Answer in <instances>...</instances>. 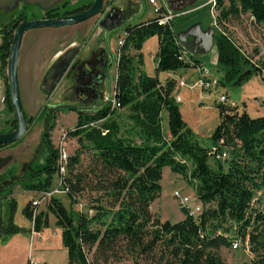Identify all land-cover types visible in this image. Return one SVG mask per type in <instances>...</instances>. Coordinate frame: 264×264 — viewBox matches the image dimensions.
<instances>
[{
  "label": "trees",
  "instance_id": "16d2710c",
  "mask_svg": "<svg viewBox=\"0 0 264 264\" xmlns=\"http://www.w3.org/2000/svg\"><path fill=\"white\" fill-rule=\"evenodd\" d=\"M67 3L49 9L48 18L87 9L65 11ZM215 9L219 12L216 25L220 30L216 35L217 68L224 74L220 82L223 87L227 83L239 87L252 75H263V71L251 64L220 27L246 15L255 25L264 27V0H217ZM186 21L175 19L163 25L156 16L136 25L128 23L118 52L112 98L105 101L103 97L76 107L44 108L49 118L43 139L46 161L31 167L26 176L10 186L18 183L26 191L51 192L58 173L59 151L54 149L49 134L58 112H75L77 124L67 136L77 140L79 149L68 158L63 186L69 190L72 204L86 191L95 194L89 210L75 214L54 196L48 201L46 212L38 213L37 207L29 204L24 210L36 233L49 226L50 215L55 217L68 252V264H90L87 253L93 251L106 261L128 257L138 264H225L219 251L231 249L235 243L248 245L253 257L250 264H264V208L256 207L260 202L258 194L264 193V116L252 118L238 107L219 104L220 121L211 134L212 147L206 149L199 144L173 97L176 80L163 84L158 77L201 65L176 37L177 32L191 25ZM8 27L0 30L4 35L0 48L4 67L12 41ZM153 37L158 39L154 78L142 70L140 55L143 44ZM184 52L190 55V62L183 59ZM44 88L48 93L54 90ZM6 91L7 108L14 112L9 87ZM165 113L167 132L163 126ZM15 128L14 119L11 131ZM211 149L217 152L212 154ZM223 152L228 158L216 160ZM85 155L89 165L80 171ZM165 168L193 186L202 206L198 217L182 208L185 219L171 223L152 212V204L161 196ZM4 189L3 193L7 190ZM10 201L11 217L2 234L22 231L13 224L17 204Z\"/></svg>",
  "mask_w": 264,
  "mask_h": 264
},
{
  "label": "rangeland",
  "instance_id": "374dc122",
  "mask_svg": "<svg viewBox=\"0 0 264 264\" xmlns=\"http://www.w3.org/2000/svg\"><path fill=\"white\" fill-rule=\"evenodd\" d=\"M37 1V0H35ZM56 0H41L39 4H30L29 9L24 12L26 18L30 20L32 16L40 18L42 16V8L55 2ZM65 0H60V4ZM70 4L66 7L65 11H75L81 9L93 0H66ZM167 0H158L159 6H167L164 4ZM145 2V3H144ZM105 0L103 10L109 11L111 8H118L126 10L130 7L136 6L134 16L129 22L131 25H136L141 22L148 21L156 17L154 8L149 5L146 0ZM202 4H198L192 9L188 10L182 17L177 18L181 22L187 20L188 24L197 22L202 23L204 29L210 26L214 27L217 31L219 28L216 25V18L219 12L214 8L199 9ZM36 6V7H34ZM23 4L18 5L16 8H2L0 9V23H6L13 15L18 16L22 13ZM100 22L101 15L89 20L88 22ZM228 35L232 37L236 45L241 49L242 53L248 58L252 65L257 66L263 75H252L245 83L239 87H235L232 83H227L225 87H220L217 91L212 93H200L197 89H191L194 86L198 77V69L203 68L202 64L196 70H181L176 73L179 77L182 75L186 79L187 86L179 88L178 92L181 96L182 102L178 103L181 113L188 127L192 130L196 140L199 144L210 149L212 147L211 134L219 125V111L217 109L218 99L222 93L228 94V105L238 107L240 111H244L247 104L250 116L252 118L263 117V112L258 113L256 109V98L261 99L264 97V27L257 26L251 22L248 15L244 16L241 20H233L228 24L220 27ZM32 32V31H31ZM111 42L115 51L120 48L119 42L125 39V29L116 30L111 34ZM89 42H86L82 55L89 51ZM217 49V48H216ZM158 53V39L156 37L149 38L142 47L140 52L142 70L148 77H156V55ZM133 56L137 52L131 51ZM192 56V55H191ZM195 59L207 65L212 78L223 80L224 74L220 72L217 66L213 63L215 59V51L211 54L202 56H193ZM218 60V59H217ZM116 70L112 71V85L109 88L110 93L115 91L116 83ZM169 73L159 74V80L165 82ZM4 76H7V69L0 74L3 81ZM0 80V81H1ZM8 87V85H7ZM7 87H4L0 82V133H8L13 127L15 119L14 112L7 108L5 102L7 95ZM201 94L203 98L201 99ZM60 90L56 95L50 99L45 100L39 114L33 117V122H29V128L26 135L16 144L7 146L0 149V189L6 188L0 199V222L2 227H6L10 220V200L15 201L17 206L13 215V224L20 228L22 231L18 234H2L0 236V264H35L38 259L43 261L42 264H49V260L54 258L55 264H68L67 249L64 247L61 238H55L53 233H60V229L55 227L54 219L51 217V223L42 231V236L31 234V223L24 215L25 207L32 202H39L42 198L40 205L37 207L38 213L47 211V203L52 196L61 200L64 206L72 210L75 214L80 212H87L91 205V198L95 194L86 191L76 197V204L72 201L67 193L58 192L60 184V175L54 176L53 186L51 188L50 196L42 193L32 194L26 191L21 184L10 186L17 178L26 176L29 169L34 166H41L45 163L47 158V150L43 143L44 136L48 127V111L44 108H58L59 106H76L72 104L71 99L66 100L60 97ZM11 99V98H10ZM264 109V105L260 106ZM25 109V108H24ZM26 116L29 118V111L24 110ZM121 114L126 111H121ZM77 124V116L74 112L62 110L56 115L54 122V129L50 132L52 145L54 149H64L69 157L73 156L79 149L76 139L67 136L70 131H73ZM163 126L167 131V115L164 114ZM13 131V130H12ZM64 135L66 137L64 138ZM89 165V158L87 155L82 157V167L78 170H84ZM58 166V161H57ZM79 172V171H78ZM9 186L11 187L9 190ZM162 192L160 198L155 201L152 206V212L157 215L162 221L171 223H178L183 220L182 205L180 200L174 197L176 191L180 192L183 196L191 199L192 206H199L196 199L195 190L186 180L181 176L171 172L169 168L164 171L163 179L161 181ZM10 194H8L9 191ZM30 193V194H29ZM6 197V198H5ZM260 202L256 207L264 208V193L258 194ZM201 213V212H200ZM199 213V214H200ZM33 224V223H32ZM219 254L225 264H250L252 255L249 252L248 245L238 243V248L226 249L222 248ZM90 264H138L133 259L122 257L116 260L106 261L94 255V251L87 253ZM143 264V263H139Z\"/></svg>",
  "mask_w": 264,
  "mask_h": 264
},
{
  "label": "crops",
  "instance_id": "0c3cea01",
  "mask_svg": "<svg viewBox=\"0 0 264 264\" xmlns=\"http://www.w3.org/2000/svg\"><path fill=\"white\" fill-rule=\"evenodd\" d=\"M30 2L32 4H35V0H31ZM50 5L51 6L60 5V0H56ZM111 38H112L111 34L101 29L99 27V22H96V20L95 22L86 21L84 23L62 29H40V30H33L32 32L31 31L28 32L23 39V45L19 60L18 78H19V89H20L22 105L23 108H25L24 110L29 111V115H30L29 119H33V117L36 114H39L45 100L54 97L56 95V92L60 90V88H57L56 90H53L51 93H48L44 88L43 82L54 66H56L63 59L70 58L78 54H82L86 42H89V48H88L89 51L86 54H88L90 50L94 47L100 50L105 49L106 50L105 53H108L107 51L109 49L111 52H117L113 48ZM212 51L213 52L215 51V59L213 63L217 66L218 54H217L216 46ZM201 64L203 67L209 70L206 64L202 62ZM178 72L169 73L167 76L168 78L166 79V81L173 79L176 80L177 82L176 89L173 93V97L177 104L182 102L178 89L187 86L185 77H183L182 75H180L179 77L176 76V73ZM183 81H184V85L181 84ZM190 87L191 89H193V85ZM178 98L180 99L179 102L177 101ZM202 98L203 95L201 94V99ZM255 102H256L255 105L258 108L256 109L257 112L258 113L263 112L262 110L264 109L260 108V106L264 105V97L261 99L256 98ZM244 110L250 115L247 104L245 105ZM163 122H164V114H163ZM167 124H168V120H167ZM166 169L167 168H165L164 171ZM32 194H35V192H32ZM51 217L52 215L49 216V224L51 223ZM184 219L185 216L183 217V220ZM54 224L56 225V219H54ZM30 230H31V234L35 233V235L42 236L41 234L43 231L40 233H36L34 231V226L32 223ZM53 236L55 238L62 239L61 234L59 233L54 232ZM42 263L43 261L38 259L35 264H42ZM55 263L56 261L54 260V258H51L49 260V264H55Z\"/></svg>",
  "mask_w": 264,
  "mask_h": 264
},
{
  "label": "flooded vegetation",
  "instance_id": "af4514ba",
  "mask_svg": "<svg viewBox=\"0 0 264 264\" xmlns=\"http://www.w3.org/2000/svg\"><path fill=\"white\" fill-rule=\"evenodd\" d=\"M31 0H0V9L2 8H16L18 5L23 4L22 7V13L18 16H11L9 20L6 23H0V30H2L4 27H8V32L12 31V41L13 36L16 28L20 23L23 21H30L38 19L34 16L30 20L26 18V15L24 12H26L27 9L30 8ZM41 0L35 1V4H39ZM77 1V0H75ZM144 2V0H142ZM68 1H64L60 5L57 6H44L42 8V16L39 19H52L48 18V10L53 7H61L64 4H66ZM95 0L88 3L84 7L89 9L93 4ZM207 0H204L198 4H206ZM145 3V2H144ZM172 4L173 7V0H167L164 4ZM67 4H70L69 2ZM176 6V5H175ZM36 7V6H34ZM89 7V8H88ZM85 9V10H87ZM113 8H111L109 11L103 10L101 14V20L99 23L103 22L105 18L109 15ZM84 10V11H85ZM136 11L135 7H130L126 10H121V12L117 15L116 18H118L115 23L107 25L109 28L118 27L121 25V27L118 30L125 29V26L128 24V21L133 18L135 15L134 12ZM53 18H59V17H53ZM123 25V26H122ZM192 25V24H191ZM190 25V26H191ZM4 35L0 34V48L2 47L4 43ZM11 41V45H12ZM11 49V46H10ZM105 49H97L92 48L90 52L86 55L78 54L75 56L74 59L68 60V61H62L58 63L56 66L52 68V70L49 72V74L46 76L44 80V86L47 89L56 90L57 88H60L61 97L62 99L66 100L68 98L71 99L72 104L76 106H82L84 104H87L89 102H94L96 99L99 98H106L110 97L109 88L111 87L112 83V71L118 69V52H111L110 49L107 51L108 53H105ZM10 52V50H9ZM9 58V54H8ZM8 67V59H7V65L4 67L1 60H0V74L7 69ZM65 70H67L64 78L60 81L58 85V81L61 78V75L64 74ZM1 80V77H0ZM0 82L3 83L4 87H9V79H8V72L7 76H4L3 81ZM58 85V86H57ZM96 86V89H93V87ZM56 88V89H55ZM76 106H59V107H76ZM58 107V108H59ZM61 112V111H60ZM58 112L57 114H59ZM16 121V120H15ZM17 126V125H16ZM11 132V131H10ZM1 134V133H0ZM5 189H0V198L3 194Z\"/></svg>",
  "mask_w": 264,
  "mask_h": 264
},
{
  "label": "water",
  "instance_id": "95a60500",
  "mask_svg": "<svg viewBox=\"0 0 264 264\" xmlns=\"http://www.w3.org/2000/svg\"><path fill=\"white\" fill-rule=\"evenodd\" d=\"M202 1L204 0H173V7L171 3H169L167 7L174 14H183ZM104 5L105 0H95L94 4L89 9L81 13L52 19L25 20L18 25L14 32L7 67L10 98L17 126L11 132L0 134V146L7 147L16 144L26 135L29 128V118L26 116L22 105L18 78L19 60L25 35L33 30L62 29L84 23L101 15ZM120 12V9L113 8L105 20L99 23V27L110 34L118 30L121 25L118 27L114 26L113 28H109L107 25L115 23L118 19L116 17ZM129 22L131 21H128V23ZM216 35L217 31L214 27L210 26L204 29L202 23L197 22L177 32L176 37L189 54L192 56H202L212 52L216 46ZM66 72L67 70L61 75L58 85L64 78ZM93 89H96V86L93 87ZM2 231L3 227L0 222V235Z\"/></svg>",
  "mask_w": 264,
  "mask_h": 264
},
{
  "label": "built area",
  "instance_id": "2783aa9c",
  "mask_svg": "<svg viewBox=\"0 0 264 264\" xmlns=\"http://www.w3.org/2000/svg\"><path fill=\"white\" fill-rule=\"evenodd\" d=\"M146 2L151 5L154 8V14L159 17L160 23L163 25H167L172 23L175 19L184 16L186 13L183 14H174L172 13L169 8L165 5V6H159L158 0H146ZM216 2L217 0H207L206 4H202L199 9H204L206 7H211L212 9L215 8L216 6ZM123 44V42H119V45L121 46ZM183 59L185 61H189L190 62V55L187 52L183 53ZM198 69V68H195ZM198 77L197 80L194 83L193 89H197L200 91V93L204 94V93H212L213 91H217L220 87H222L220 80L212 78L210 76V71L203 67L198 69ZM182 85H184V81L181 83ZM111 97V96H110ZM108 97L106 98V101H109L111 98ZM177 101L179 102L180 99L178 98ZM114 106H117L115 103V100H112ZM228 102V95L227 93H222L219 96L218 99V104H227ZM66 137V135H64V138ZM212 154H215L217 152L216 149H211ZM68 154L65 152L64 149L60 148L59 149V159H58V173L60 175V184H59V188L57 189L58 192H62V193H68V189H66L63 186V178L66 175L67 172V161H68ZM228 158V155L226 152L223 153H219L215 159L219 160V161H223L225 159ZM47 196H50V193L45 194ZM174 197L177 198L178 200H180V204L182 205V208H185L189 214L193 217H198L202 212V206L199 203V206H192V202L191 199L188 197L183 196L180 192L176 191L174 193ZM42 200H45V198H42ZM41 201L39 202H32V206L33 207H38L41 203ZM200 213V214H199ZM90 214H92V212H90ZM233 248H238V243H235L233 245Z\"/></svg>",
  "mask_w": 264,
  "mask_h": 264
}]
</instances>
